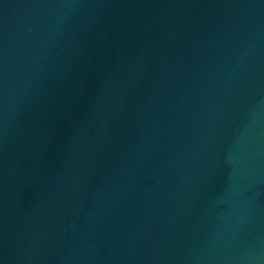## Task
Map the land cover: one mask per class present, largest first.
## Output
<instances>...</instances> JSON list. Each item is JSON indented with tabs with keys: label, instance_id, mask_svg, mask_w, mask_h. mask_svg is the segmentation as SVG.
Listing matches in <instances>:
<instances>
[{
	"label": "water",
	"instance_id": "water-1",
	"mask_svg": "<svg viewBox=\"0 0 264 264\" xmlns=\"http://www.w3.org/2000/svg\"><path fill=\"white\" fill-rule=\"evenodd\" d=\"M0 264H264V0H0Z\"/></svg>",
	"mask_w": 264,
	"mask_h": 264
}]
</instances>
